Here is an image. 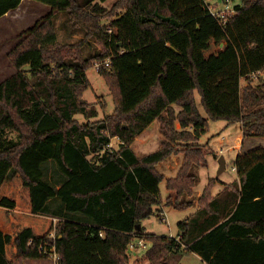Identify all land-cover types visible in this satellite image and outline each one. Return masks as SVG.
<instances>
[{"label":"trees","instance_id":"trees-1","mask_svg":"<svg viewBox=\"0 0 264 264\" xmlns=\"http://www.w3.org/2000/svg\"><path fill=\"white\" fill-rule=\"evenodd\" d=\"M36 1L49 10L21 32L9 52L15 71L0 81V264L43 259L51 247L56 264H130L135 239L147 244L149 264H180L174 256L185 252L206 264H264L263 145L235 156L237 179L216 197L218 179H209L178 236L139 227L160 203L156 166L176 153L182 162L165 179L166 204L195 205L193 166L215 153L198 142L209 119L240 123L243 140L264 137V0H232L225 22L204 0H114L110 8L106 0ZM20 2L0 0V17ZM56 12L84 38L58 42ZM89 37L101 47L85 57ZM105 60L97 71L114 109L79 122L77 113L97 115L82 99L85 71ZM153 121L159 146L138 154L134 138ZM48 161L61 175L57 185L44 179Z\"/></svg>","mask_w":264,"mask_h":264},{"label":"rangeland","instance_id":"rangeland-1","mask_svg":"<svg viewBox=\"0 0 264 264\" xmlns=\"http://www.w3.org/2000/svg\"><path fill=\"white\" fill-rule=\"evenodd\" d=\"M113 1L114 0H106L102 2V5L106 8H110ZM208 1H210L211 3H217L219 8L222 7V0ZM229 1L230 4L233 5L234 1ZM48 10L49 6L42 2L36 0H21L18 7L8 11L5 15L0 17V81H2L15 71V68L9 58V52L14 47V45L18 43V41L21 39V32L31 26L35 21L41 20L42 17L48 12ZM53 21L58 42L73 43L81 38H84L85 30L81 27H76L73 21L67 15V13L56 12L54 14ZM87 39L88 44H85L82 48V54L85 57L94 54L101 47L95 37H89ZM85 73L89 80V86L84 91L82 99L89 102L91 104V107L94 106L93 108L97 110V115L88 118L82 115L81 113H77L75 115V118L77 119V121L83 123L99 119L103 117L105 113H111L114 109V103L112 100V96L109 92L108 86L102 75L98 73L97 68L94 66L89 67L86 69ZM195 100L198 108L203 111V108L200 103V97L197 93H195ZM88 108L90 109V107ZM174 108L177 109L178 106H174ZM175 123L176 127H179V123ZM157 126V122L153 121V123L150 125V128L153 129L155 132L157 131V133H159ZM239 133L240 123L238 122L227 124V122L222 119L208 120L207 129L200 136V142L205 143L209 141V144H211L213 141L217 142L221 140L220 146L223 148V151L220 152L219 146H217V152H206L205 164L193 166L192 171L193 173H196L197 177L196 185L193 189L194 204L199 205V203H197V199L201 193L197 194V191L199 190L200 192H202L203 188L209 182V179H218V181H216L215 185L212 187V195L215 197L218 196L221 192H223L222 190L219 191V189L221 188V182H230L236 179V171L232 169L233 159L236 156V150L228 149V147L236 142V136ZM6 135L9 138L17 139V134L14 131L8 130ZM151 138L154 139L153 142L155 143V136H152ZM257 140L258 144L264 145V143H262L264 142V138L259 137ZM119 142L120 141L118 138H111V147L114 149L118 148ZM197 145L200 144L197 143ZM178 146H176V148L177 150H180L183 145H180L179 147ZM154 149V146H150L148 148L146 147L143 150L141 148L142 151H137V153H147L149 151H153ZM220 156L224 157L225 168L222 172L218 174V159ZM176 158H178V163L176 166H173V163H175ZM181 162L182 153H176L167 158L166 160L157 164V170L164 175V178L159 183L160 203L154 206L153 213H151L149 216L143 218L140 221L139 227L140 229H142V231L155 233L157 235L177 236V234L180 232L178 222L187 219L190 214L194 211V208L176 209L166 204V200L171 194V191L167 190L165 179L166 177H171L176 174L178 168L181 165ZM169 166H173V168ZM43 170L44 179L48 180L52 184L57 185L62 181L61 175L56 169V165L53 161L46 162L44 164ZM51 205L56 204L55 202L51 201ZM160 208H162V213L165 215L164 219H162V216L159 217ZM137 242L138 239L133 240L132 243L136 245V248H134L133 250H128V253L130 254V264H149V261L142 257L145 248L138 246ZM174 259L180 264H205L202 259L194 252H185L182 254H177L176 256H174ZM25 263L55 264L54 260L50 256L39 260L31 259Z\"/></svg>","mask_w":264,"mask_h":264},{"label":"crops","instance_id":"crops-1","mask_svg":"<svg viewBox=\"0 0 264 264\" xmlns=\"http://www.w3.org/2000/svg\"><path fill=\"white\" fill-rule=\"evenodd\" d=\"M153 123V122H152ZM151 123V124H152ZM150 124V125H151ZM150 125L148 128L144 129L140 134H138L137 136H135V139L132 143V148L134 149L135 152L137 151H142L144 148H148L150 146H154V148L156 149L158 146H159V141H160V138L162 137L159 133H157V131L155 132L153 129L150 128ZM157 129H158V126H157ZM159 131V130H158ZM152 136H155L156 140H155V143L153 142V138H151ZM259 137H251L249 139H245L243 140L242 139V134H241V129H240V133L236 136V142L232 145H230L228 147V149H233V150H236V155L238 153H241L243 151H247L257 145H262V144H258V139ZM261 138H264V137H261ZM199 143H202L200 142V138L198 140ZM208 142V143H207ZM206 143L208 144V147L211 148L212 150L216 151L217 152V146H219V151L222 152L223 151V148L220 146L221 144V140L219 141H213L211 144H209V141H207ZM246 143V144H245ZM264 143V142H262ZM245 146V147H244ZM264 146V145H263ZM142 148V150H141ZM154 149V150H155ZM153 150V151H154ZM150 152V151H149ZM177 159L175 160V163H173V166L177 165ZM173 166H169V167H172ZM237 179V177H236ZM236 179H234L233 181H235ZM218 181V180H217ZM233 181H230V182H221V188L219 189V191L223 190L224 187H226L227 184L233 182ZM220 182V181H219ZM215 185V184H214ZM218 191V192H219ZM217 192V193H218ZM201 193L199 190L197 191V194ZM172 195V193H171ZM189 208H194V211L191 213L193 214L195 212V210L198 208V205H193L192 207H189ZM190 214V215H191ZM159 215L160 217L162 216V219L165 218V215L162 213V208H160L159 210ZM179 235V233L177 234V236ZM175 236V235H174ZM198 255V254H197ZM199 256V255H198ZM200 257V256H199ZM35 260H39V259H35ZM29 261V260H27ZM26 261V262H27ZM205 263V262H204ZM13 264H17V263H13ZM26 264V263H25ZM206 264V263H205Z\"/></svg>","mask_w":264,"mask_h":264},{"label":"built area","instance_id":"built-area-1","mask_svg":"<svg viewBox=\"0 0 264 264\" xmlns=\"http://www.w3.org/2000/svg\"><path fill=\"white\" fill-rule=\"evenodd\" d=\"M204 2L208 7L209 13L213 16L220 18L223 22H225L229 18V16L232 15V13L234 11L233 5L230 4L229 0L222 1V7H220V8L217 5V3H211L208 0H204ZM107 64H108V60L99 61V62L95 63V67L98 68L101 65H107ZM232 169L235 170V167H232ZM100 234H102V233L100 232ZM51 235L54 236V233H51ZM168 236L174 237L171 235H168ZM137 245L144 247V248L146 247V244L142 240H138ZM134 248H136V245L133 243H130L129 249L133 250ZM50 250H51V254L49 256L52 257V259L54 260V263L56 264L57 254L55 253L53 247H51Z\"/></svg>","mask_w":264,"mask_h":264},{"label":"water","instance_id":"water-1","mask_svg":"<svg viewBox=\"0 0 264 264\" xmlns=\"http://www.w3.org/2000/svg\"><path fill=\"white\" fill-rule=\"evenodd\" d=\"M218 161H219V169H218V174H219L225 168V160H224V157L223 156H220L219 159H218Z\"/></svg>","mask_w":264,"mask_h":264}]
</instances>
